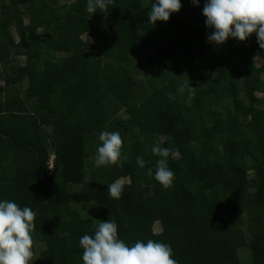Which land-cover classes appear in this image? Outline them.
Here are the masks:
<instances>
[{"label": "trees", "instance_id": "trees-1", "mask_svg": "<svg viewBox=\"0 0 264 264\" xmlns=\"http://www.w3.org/2000/svg\"><path fill=\"white\" fill-rule=\"evenodd\" d=\"M58 1L0 0V67L6 74V89H0V200L36 214L31 235L43 249L29 264H83L79 239L94 236L98 226L79 218L70 206L92 203L102 222L116 221L118 238L128 246L151 239L169 244L178 264H238L242 245L228 231L225 206L234 199L242 202L253 187L250 203L264 210V65L253 62L264 61V48L256 35L243 42L227 40L240 43L239 90L229 62L218 58L222 45L207 39L213 30L202 19L206 0H198L199 7L180 0L179 13L155 24L148 21L154 0H147L148 6L146 0H113L93 15L86 10L87 0L65 6L64 14L56 11ZM52 17L61 20L59 28ZM91 20H102L103 31L93 28ZM100 33L118 40L117 45L103 43L105 61L121 62L120 53L127 59L154 50L150 64L162 67L164 74L160 84L149 82L151 92L140 102L108 76L111 63L97 64L84 54L82 35L99 40ZM55 43L73 59L56 60ZM228 48L235 49L231 43ZM19 56L26 60L24 67L12 64ZM21 77L29 82L24 98L11 93ZM183 77L194 86L182 84ZM121 112L128 120L117 130ZM101 131L121 133L123 165L98 166L89 178L86 137L99 139ZM157 144L172 150L168 167L175 178L168 189L147 175L149 168L155 172L159 157L151 148ZM138 157L144 168L137 165ZM247 158L254 163L256 182L247 177ZM125 178L130 184L123 185L121 198H111L107 186ZM71 186L80 190L72 192ZM155 223L161 226L159 234L153 232ZM251 252L254 264H264L260 221Z\"/></svg>", "mask_w": 264, "mask_h": 264}, {"label": "clouds", "instance_id": "clouds-1", "mask_svg": "<svg viewBox=\"0 0 264 264\" xmlns=\"http://www.w3.org/2000/svg\"><path fill=\"white\" fill-rule=\"evenodd\" d=\"M112 2L87 0L86 10L93 15L98 7L107 10ZM191 3L199 7L198 0H191ZM181 7L180 0H154L148 12V21L152 24L168 22L170 16L179 13ZM202 15L206 28L213 30L207 37L210 43L223 45L229 38L243 42L255 34L259 46L264 48V0H206ZM99 141L97 165L122 166L121 133L101 131ZM151 152L159 159L155 172L149 168L147 175L163 188H171L175 174L168 167V157L172 150L157 144L151 148ZM137 165L145 167L142 157L137 158ZM107 189L111 198H121L123 186L119 182L108 185ZM35 216L30 207L21 208L14 201L0 200V264H29L32 260L31 234L35 230ZM79 246L83 249V264H178L169 244L149 239L146 243L137 241L132 246L126 245L118 238V225L114 219L99 222L94 236L83 235L79 239Z\"/></svg>", "mask_w": 264, "mask_h": 264}, {"label": "rangeland", "instance_id": "rangeland-1", "mask_svg": "<svg viewBox=\"0 0 264 264\" xmlns=\"http://www.w3.org/2000/svg\"><path fill=\"white\" fill-rule=\"evenodd\" d=\"M76 0H60L57 3L56 11L60 14H64L68 8H66L68 5L75 3ZM144 5L148 6V1L146 0L144 2ZM66 6V7H65ZM80 7V6H79ZM78 7V8H79ZM77 9V8H76ZM76 9H72L74 12ZM97 14V13H96ZM60 16V15H57ZM62 16H60L61 18ZM93 19V18H92ZM202 19H204L202 15ZM64 21V19H62ZM61 20H58L55 17H52V22L54 23L53 26L59 28ZM92 21V27L98 28L100 31H103L102 27V20H91ZM199 23L200 19L194 22L193 27L194 31L199 29ZM24 24L28 25V18L27 16L24 17ZM129 28V27H127ZM125 30V28L123 29ZM101 31V32H102ZM42 30H37L35 34L39 35ZM10 33L14 35V40L17 41V37L15 36L14 29L10 30ZM99 40L98 38L94 39L88 34H84L81 37V41L84 45L83 52L85 55H89L94 57L95 60H97V64L101 63L104 65V62L111 63L112 70L109 71L112 72V74L108 76H112L113 81L115 82H121L123 84L122 89L125 88L130 89V99L134 100L135 102H140L144 96H147L151 91L149 88V82L153 83H161L160 77L164 74V69L158 65H151L150 64V58L154 55V50H144L140 52H136L133 54L128 55L127 59L122 58L121 56V62L117 61H105L104 58H106V48L104 46V42L107 45H117V37L106 35L103 36L102 33H100ZM231 43V46L235 49H229L228 45ZM232 41H227L226 45H222L218 47V58H225L229 62V72L232 77L233 84L240 90L242 87V54L240 51L236 50L239 47V42L234 43ZM121 45V44H120ZM54 58L56 60H63L65 58L73 59L71 55L64 54L60 51L58 44H54ZM13 58V57H12ZM12 64L15 67H24L25 66V58L23 56L15 57L12 60ZM103 61V63H102ZM254 65L256 67H261L264 65V61L261 58H256L253 60ZM5 72L0 67V89L5 88L6 84L5 82ZM15 78L16 76H12ZM259 79V77L257 78ZM181 83L184 85L194 86V84L191 81L190 77H183L181 80ZM13 83V82H12ZM14 87L11 89V93L13 95H17L20 98H24L25 92L29 89V82L26 78L21 77L20 79H16L14 82ZM6 89V88H5ZM181 92H184V89H181ZM4 97L0 94V99ZM242 98V95H239V99ZM257 99L259 101L262 100L261 95H257ZM261 103L258 105V107H261ZM128 120V116L125 112H121L118 114L116 121H117V127L116 129H121V124L125 123ZM243 121V120H242ZM243 123L246 124V121H243ZM47 131H50L49 128L46 129ZM245 134L248 135V131L245 130ZM163 140V139H162ZM100 141L98 139L97 135H91L90 137H86L85 141V171L87 177L90 178V175L92 172L96 170L98 167L96 163V149L98 146H100ZM55 157L54 155L50 156V163L54 164ZM50 173L53 171L52 169L49 170ZM246 172L247 177L250 181L256 182V176H255V170H254V163L247 158L246 159ZM116 182H119L122 186L130 184V179H120ZM254 185V184H253ZM264 188V185L262 186ZM70 190L72 192H77L80 190V188H77L75 186H71ZM256 190L252 187L248 190L247 195L244 196V199L242 202L238 203L236 200L229 201L227 204L224 205L225 208L228 206V208L225 209V219H226V226L228 228V231L230 234L234 236L236 241L241 243L242 247L238 248L236 252L237 256V262L238 264H254L253 258H252V252H251V245L253 244L255 233L257 226L259 224V221L264 223V210L261 208H257L256 206L252 205L250 203V200L254 197ZM70 209L72 211H75L78 213L79 218L81 219H90L94 226H98L99 222H102L101 216L98 211V206L95 203L92 204H80V205H72L70 206ZM162 229L159 223H155L153 226V232L154 234L161 233ZM33 236V235H32ZM33 239V248L35 250V255L32 257V262L36 260L39 252L43 249V244L40 240L32 237Z\"/></svg>", "mask_w": 264, "mask_h": 264}]
</instances>
